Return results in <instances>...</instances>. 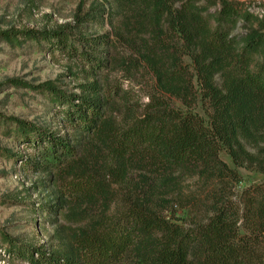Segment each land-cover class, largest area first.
Returning <instances> with one entry per match:
<instances>
[{
    "label": "trees",
    "instance_id": "16d2710c",
    "mask_svg": "<svg viewBox=\"0 0 264 264\" xmlns=\"http://www.w3.org/2000/svg\"><path fill=\"white\" fill-rule=\"evenodd\" d=\"M116 2L118 13L91 4L84 15L76 14V25L0 32V40L14 46L53 42L98 72L107 61L96 55L101 47L111 48L114 38L77 37L74 28L119 17L116 39L137 49L156 80V93L126 124L106 116L109 100L95 80L80 84V94H68L53 80L32 84L12 77L0 83V89L10 85L47 94L63 123L80 135L74 140L0 114L32 151L31 157L10 155L33 172L50 173L58 187L60 202L36 210L55 215L62 204L104 205L98 216L69 232L67 250L19 244L2 232L5 250L27 264H264V181L236 192L242 178L222 158L226 151L236 166L249 163L264 172V158L248 149L264 139V18L236 0H220L213 12L200 0ZM241 22L245 32L235 33ZM93 149L114 161L105 175L112 182L85 162ZM138 171L141 176H132ZM181 173L215 180L203 217L170 215L169 196Z\"/></svg>",
    "mask_w": 264,
    "mask_h": 264
},
{
    "label": "rangeland",
    "instance_id": "374dc122",
    "mask_svg": "<svg viewBox=\"0 0 264 264\" xmlns=\"http://www.w3.org/2000/svg\"><path fill=\"white\" fill-rule=\"evenodd\" d=\"M242 2L259 17L264 18V0H236ZM213 12L220 7V0H200ZM81 10H80V5ZM91 4L105 8V11L118 13L122 8L116 0H0V32L7 28L43 29L56 28L64 24L76 25V14L84 15ZM123 14V13H122ZM87 21L74 28L73 34L111 33L115 40L111 48L101 47L97 58L104 57L107 64L96 72L88 63L71 58L65 51L58 50L55 43L40 40H27L14 46L0 40V83L9 78L18 77L32 84L46 80L55 81L68 94H80V84L97 81L102 86V94L109 100L104 109L106 116L120 124L128 123L136 114H140L149 101V95L156 93L154 74L140 59L137 49L121 37L116 39V26L119 17L113 22ZM239 23L235 33H244L245 26ZM107 52V54L105 53ZM106 54V55H105ZM107 56V58H106ZM186 62H190L186 57ZM175 104L179 102L171 98ZM107 100V101H108ZM58 105L52 103L47 94L28 88L4 85L0 89V114L6 118H18L31 122L43 129L76 140L74 131L58 116ZM85 140V139H83ZM85 143V141H84ZM248 149L264 158V139L259 144H250ZM8 152V153H7ZM10 153L31 157L32 151L25 147L15 134V124L0 119V264H27L12 257L4 248L6 241L1 233H7L19 244L44 245L53 250H67L68 235L98 216L104 205L101 202L64 206L57 214L37 211L42 204L60 202L58 187L52 182L48 172L36 173L21 165ZM222 158L241 176L234 184V190L241 192L252 184L264 181V172L249 163L236 166L225 151ZM85 162L90 169L109 182L106 173L114 168V161L104 150L93 149L86 154ZM132 176L142 173L131 172ZM180 181L170 198L174 202L173 210L177 218L203 217L209 204L214 179L200 178L198 175L180 174ZM116 185L112 189L116 190ZM238 199V195L233 197ZM115 204L112 206L113 212Z\"/></svg>",
    "mask_w": 264,
    "mask_h": 264
}]
</instances>
